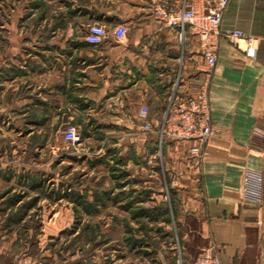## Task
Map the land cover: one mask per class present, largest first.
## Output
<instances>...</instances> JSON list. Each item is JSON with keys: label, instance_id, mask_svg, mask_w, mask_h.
I'll return each instance as SVG.
<instances>
[{"label": "crops", "instance_id": "0c3cea01", "mask_svg": "<svg viewBox=\"0 0 264 264\" xmlns=\"http://www.w3.org/2000/svg\"><path fill=\"white\" fill-rule=\"evenodd\" d=\"M156 1L73 0L51 22L22 26L14 20L8 29L0 22L9 32L0 35V191L12 194L20 182L35 183L46 168L51 126L72 124L82 144L70 156L96 155L95 169L106 165L109 171L129 169L142 157L138 165L148 174L138 185L146 203L156 206L170 194L179 242L168 252L156 250L155 264H173L168 256L175 253L188 262L213 250L221 264H264V0H229L221 26L256 37V60L246 57L245 40L221 39L211 72L189 26L181 38L179 29L153 20L149 8ZM167 1L198 9L213 3ZM93 25L110 33L99 46L85 40ZM120 25L128 30L124 42L111 35ZM81 28L84 34H77ZM178 77V96H195L197 84L208 83L212 136L198 159L189 152L194 143L166 146L172 178L164 191L157 129ZM142 106L150 109L151 133L141 130ZM36 139L41 145L29 148ZM60 140L66 142L63 131ZM7 198L0 196V237L17 230L12 203L2 206ZM8 216L11 223L3 227ZM12 244L0 240V264H36L20 259Z\"/></svg>", "mask_w": 264, "mask_h": 264}, {"label": "rangeland", "instance_id": "374dc122", "mask_svg": "<svg viewBox=\"0 0 264 264\" xmlns=\"http://www.w3.org/2000/svg\"><path fill=\"white\" fill-rule=\"evenodd\" d=\"M69 3L73 0H0V22L7 29L14 20L22 26L27 21L51 22ZM22 30L25 32L26 28ZM75 32L82 35L84 29ZM7 34L8 30L0 29L1 36ZM161 124L162 121L158 130ZM67 125L51 126V139L47 141L44 156L46 168L39 172V178L36 176L35 183L20 182L12 194L10 188L0 191V196H8L2 206L9 209L12 203V227L17 228L14 235L0 237L1 242L8 247L13 242V252L20 259H33L36 264H155L156 250L163 246L168 252L173 242H179L170 194L166 192L163 202L156 206L146 203L143 188L138 185L148 174L138 165L143 163L142 157L139 163L137 156L134 157L135 163L126 169L128 174L123 172L122 165L118 170L109 171L106 165L95 169L97 156L90 153L88 160L70 156L76 154L78 146L60 140ZM39 144L41 140L36 139L29 148L36 149ZM173 144L169 139L164 140L162 150H158V159L163 163L159 179L164 191L172 178L165 148ZM82 148L83 145L79 147ZM38 164L41 166L43 161L39 160ZM43 174L47 176L44 182ZM108 178L117 180L115 186L108 184ZM2 222L3 227L11 223L10 216ZM182 255L175 253L168 258L173 264L193 261H184Z\"/></svg>", "mask_w": 264, "mask_h": 264}, {"label": "built area", "instance_id": "2783aa9c", "mask_svg": "<svg viewBox=\"0 0 264 264\" xmlns=\"http://www.w3.org/2000/svg\"><path fill=\"white\" fill-rule=\"evenodd\" d=\"M229 0H213L210 8L198 9L174 6L167 0H158L150 8L153 20L160 26L177 28L182 38L189 26L191 33L197 36L205 50L206 65L214 68L217 61V50L221 39L231 43L245 40V55L250 60H256L259 40L256 37L246 34L241 30H222V21ZM109 31L100 25H93L87 29L85 40L93 46L101 45L109 36ZM111 35L118 42H124L128 35L126 27H116ZM180 78L175 81L173 88L168 95L167 105L164 110L161 129H157L160 151L164 140H171L174 143L190 142L194 145L190 148V154L195 158H201L203 150L212 136L211 108L208 97V83H198V92L195 96H178L177 88L180 85ZM150 109L142 106L139 117L142 121L141 130L145 133L154 131V125L149 120ZM64 140L72 146H79L81 135L75 125H67L63 130ZM253 175L247 174L246 179L252 180ZM189 264H221L218 254L208 251L197 257Z\"/></svg>", "mask_w": 264, "mask_h": 264}]
</instances>
